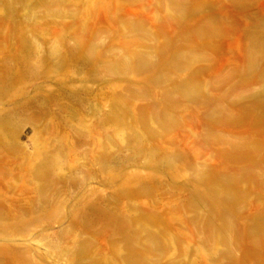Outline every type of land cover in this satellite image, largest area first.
Wrapping results in <instances>:
<instances>
[{
  "label": "rangeland",
  "instance_id": "374dc122",
  "mask_svg": "<svg viewBox=\"0 0 264 264\" xmlns=\"http://www.w3.org/2000/svg\"><path fill=\"white\" fill-rule=\"evenodd\" d=\"M0 264H264V0H0Z\"/></svg>",
  "mask_w": 264,
  "mask_h": 264
}]
</instances>
